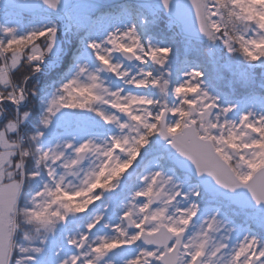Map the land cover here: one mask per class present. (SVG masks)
Instances as JSON below:
<instances>
[{"label":"snow or ice","instance_id":"6c2138e0","mask_svg":"<svg viewBox=\"0 0 264 264\" xmlns=\"http://www.w3.org/2000/svg\"><path fill=\"white\" fill-rule=\"evenodd\" d=\"M0 264H264V0H0Z\"/></svg>","mask_w":264,"mask_h":264},{"label":"rangeland","instance_id":"374dc122","mask_svg":"<svg viewBox=\"0 0 264 264\" xmlns=\"http://www.w3.org/2000/svg\"><path fill=\"white\" fill-rule=\"evenodd\" d=\"M80 4H82V3H80ZM15 15L19 16L18 14H15ZM13 19H15V16H13ZM21 19L26 20L25 23H23L25 26L20 27L22 32L28 30L31 27H37L42 22L35 17H32V19L34 20V22H32V23L29 22L30 17H28V18L21 17ZM5 22H7V19ZM59 22L61 24V27L63 28L64 24L66 22L65 18H64V14L61 15V19ZM165 25H166V23H165ZM168 35H170V33H168ZM148 38H150V37H148ZM196 55L197 54H194L191 58L194 60H198V61L202 62L203 67H204L205 61H203V59L201 57H197ZM204 79H205V84L207 85L208 91L211 94L215 95L216 94V88L211 83L212 80L210 78H208L207 75H205ZM221 99L223 100V97H221ZM233 100L238 105L240 110H247V109L251 108L254 111H260L261 107H262L258 101L249 100L247 98H244V99H234L233 98ZM153 139H155V138H153ZM137 159L139 160V158H137ZM177 177L178 178H177L176 182L178 184H180L184 188L185 191H190L192 187H195L197 185V183L193 181L192 177L188 181H186L185 178L183 176H181L179 173H177ZM206 201H207V197L202 194L201 200L198 202L201 203V206H204V203H206ZM96 203L98 204L99 202L97 201ZM221 218L223 219V217H221ZM228 223H229V226L234 229V232L231 234L233 237V243H235L238 239L242 238L243 235L248 234V224L246 223L245 218L243 216H233L231 213H229ZM253 231H255V229H253ZM55 239L59 240V235ZM54 243H55L54 239L49 237L47 240V245L45 246L46 251L48 250V253H46V251H45V253H44L45 256H48V255H50L49 253L53 252V244Z\"/></svg>","mask_w":264,"mask_h":264},{"label":"trees","instance_id":"16d2710c","mask_svg":"<svg viewBox=\"0 0 264 264\" xmlns=\"http://www.w3.org/2000/svg\"><path fill=\"white\" fill-rule=\"evenodd\" d=\"M123 3H133V2H121V3L114 4V5H110V6H116V5H120V4H123ZM21 17L22 16H20V19H21ZM22 21H23V23H25L26 20H22ZM23 23H21L19 26L20 27L25 26ZM154 31H156V32H162L165 35H168V33H169L168 30H167V28H166L165 22H161L160 24H158L157 27L154 29ZM60 36H61V39H63L64 32H63V28L62 27H61ZM178 47H180V45H178ZM181 52H182V49H181ZM220 55H223V52H221ZM196 56L197 57H201L203 59V61H205V66L203 67L204 70H205V73L208 76V78H210L212 80L211 83L216 88V81L214 79V77H215V66L204 55L203 49H201V52L198 53ZM223 75H224V81H223V83H227L228 81H231L232 80V74L230 72H224ZM259 75H260V70H257V76L259 77ZM54 77H55V74L54 73L51 74V75L45 74V75L41 76L40 77L41 85L47 84ZM17 78L18 79L22 78V73H17ZM258 83H259V80H257V86H258ZM235 89H236L237 94H236L235 97H233L234 99H244V98H247L245 94L247 93L248 89L244 88L243 86H241L239 84H237L235 86ZM257 90H258V88H257ZM33 107L35 108L36 113H37L36 120H38V118H39L38 117L39 108H38V103L36 101H32V105L27 110L32 111L33 110ZM17 241H18V243H23V241L20 240L19 237L17 238ZM46 253H48V250L46 251ZM49 254L51 255V254H53V252H51Z\"/></svg>","mask_w":264,"mask_h":264},{"label":"water","instance_id":"95a60500","mask_svg":"<svg viewBox=\"0 0 264 264\" xmlns=\"http://www.w3.org/2000/svg\"><path fill=\"white\" fill-rule=\"evenodd\" d=\"M124 1H128V2H134V3H139L141 2V0H67L69 5H74L80 2H87V3H93V2H101L104 5L108 6V5H112V4H117L120 2H124ZM24 14L30 15L29 13L25 12ZM62 14V13H61ZM131 169H129L130 171ZM192 178L194 180V182H196L197 184L200 182L201 177L196 176L195 174L192 175ZM208 179H211L210 177H208ZM223 191V190H222ZM237 192H246V189H238Z\"/></svg>","mask_w":264,"mask_h":264}]
</instances>
